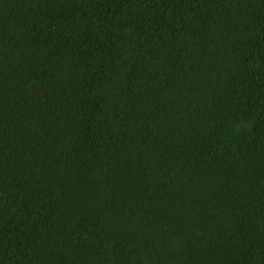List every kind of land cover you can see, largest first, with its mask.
I'll return each mask as SVG.
<instances>
[{
    "label": "trees",
    "instance_id": "obj_1",
    "mask_svg": "<svg viewBox=\"0 0 264 264\" xmlns=\"http://www.w3.org/2000/svg\"><path fill=\"white\" fill-rule=\"evenodd\" d=\"M0 264H264V0H0Z\"/></svg>",
    "mask_w": 264,
    "mask_h": 264
},
{
    "label": "rangeland",
    "instance_id": "obj_2",
    "mask_svg": "<svg viewBox=\"0 0 264 264\" xmlns=\"http://www.w3.org/2000/svg\"><path fill=\"white\" fill-rule=\"evenodd\" d=\"M31 90L34 92H39L40 91V86L38 84H33L31 86Z\"/></svg>",
    "mask_w": 264,
    "mask_h": 264
}]
</instances>
